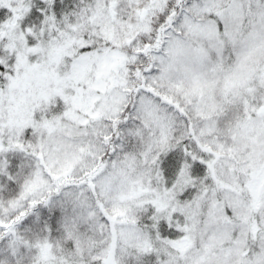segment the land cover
<instances>
[{
    "label": "snow or ice",
    "instance_id": "1",
    "mask_svg": "<svg viewBox=\"0 0 264 264\" xmlns=\"http://www.w3.org/2000/svg\"><path fill=\"white\" fill-rule=\"evenodd\" d=\"M0 264H264V0H0Z\"/></svg>",
    "mask_w": 264,
    "mask_h": 264
}]
</instances>
